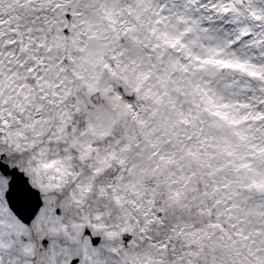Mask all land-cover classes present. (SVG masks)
Masks as SVG:
<instances>
[{
  "label": "snow or ice",
  "instance_id": "obj_1",
  "mask_svg": "<svg viewBox=\"0 0 264 264\" xmlns=\"http://www.w3.org/2000/svg\"><path fill=\"white\" fill-rule=\"evenodd\" d=\"M0 264H264V0H0Z\"/></svg>",
  "mask_w": 264,
  "mask_h": 264
}]
</instances>
